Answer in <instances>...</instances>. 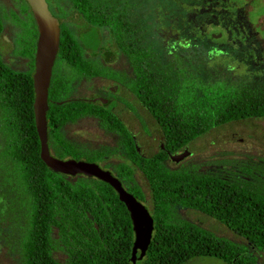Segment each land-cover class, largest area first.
Instances as JSON below:
<instances>
[{"label": "trees", "instance_id": "trees-1", "mask_svg": "<svg viewBox=\"0 0 264 264\" xmlns=\"http://www.w3.org/2000/svg\"><path fill=\"white\" fill-rule=\"evenodd\" d=\"M69 1L76 13L72 19L80 16L88 29H110L118 49L131 63L132 76H122L84 56L82 42L64 23H59L55 58L65 60L79 76L122 78L154 118L161 141L156 151L141 153L133 132L109 102L64 98L71 78L53 72L45 111L50 152L59 158L93 162L111 152L84 149L63 136L62 126L84 115L98 117L103 128L118 134L120 152L129 163H117L115 176L128 192L147 202L153 219L150 241L141 257L137 251L135 264H182L196 256L257 264L244 245L186 219L171 218L175 206L198 210L264 251V165L231 176L187 166L172 169L164 161L215 126L264 118V81L244 77L239 82L203 84L208 74L198 71L199 65L185 69L168 63L161 43L145 35L147 28L136 17L110 13L103 0L95 6L91 0ZM200 19L178 20L172 24L173 34L201 43L200 30L196 28L199 35L192 32ZM31 20L29 41L21 51L29 67L14 70L0 57V243L8 247L17 264H59L52 253L55 247L65 252L68 264H132V221L116 190L94 177L56 172L40 158L32 81L37 29ZM213 48L207 46L208 54H213ZM134 167L147 182L148 196L133 179Z\"/></svg>", "mask_w": 264, "mask_h": 264}, {"label": "rangeland", "instance_id": "rangeland-1", "mask_svg": "<svg viewBox=\"0 0 264 264\" xmlns=\"http://www.w3.org/2000/svg\"><path fill=\"white\" fill-rule=\"evenodd\" d=\"M64 7V12L59 16L71 32L82 42L84 56L93 58L101 66H106L113 71H117L123 76H132V66L129 59L118 49L116 43L110 37L106 27H99L96 30L88 29V25L80 18H71L73 9L69 0H56ZM13 0H0L1 13L6 18L0 32V57L14 70H26L29 67L28 59L21 51L26 46L29 38V31L25 22L19 21L16 15L9 16V7ZM15 23H17V25ZM144 27L147 28L148 38H153L159 42L163 56L168 63L178 64L180 67L190 69V65L196 67L203 74H208L203 80V84H217L218 82L234 81L239 82L246 77L248 80L264 81V48L257 50V55L261 59L253 57L254 49L250 48L248 41L249 34L242 33L236 27L234 18L229 15L224 18L215 17L204 25L205 33L203 40L209 41V46L216 48L220 57L208 59L206 63L205 52L198 61L191 62V57L187 45L180 52L171 51L170 40L167 42L158 39V33L154 32L157 18L145 16L142 18ZM156 22V24H155ZM235 25V26H234ZM177 29V28H176ZM196 32H195V31ZM192 32L199 35L194 29ZM90 47H86L83 41ZM188 45H194V40L188 38ZM201 51L199 54H201ZM177 55H176V54ZM245 58H244V57ZM251 56L253 57L251 59ZM251 63H248V59ZM106 59H109L106 61ZM112 61H111V60ZM186 59H190L186 61ZM230 59V60H227ZM216 60V61H215ZM224 60V61H223ZM233 60V61H232ZM243 60V62H242ZM111 61V63L109 62ZM213 62L218 64L213 65ZM53 72H61L71 78V88L64 96L71 98H92L104 97L117 98V104L113 105V110L125 122L133 132L137 146L141 153L150 154L158 149L161 141V132L152 115L146 107L139 101L136 95L125 82L116 81L109 76L96 75L83 77L75 74L68 65L55 58ZM210 74V75H209ZM205 76V75H204ZM201 80V78H199ZM115 87L112 94L108 93V87ZM113 101V102H112ZM63 136L84 149L107 148L111 152L98 160L100 167L110 170L113 175L117 172L115 165L119 162L129 163L121 154L119 149V136L117 133L108 131L100 123L96 116L84 115L75 121L65 123L61 128ZM57 157V156H56ZM164 164L168 168L187 166L197 172L225 173L231 176L244 175L246 169L256 165H264V118H249L240 121L227 122L215 126L206 133L196 137L182 150L171 155ZM74 180L76 176H70ZM134 181L141 186L146 196H148L147 182L142 173L134 167ZM147 203V202H146ZM145 202L143 204L147 207ZM186 219L211 232L215 235L229 239L246 247V252L252 256L257 264H264V251L248 243L243 237L237 235L227 228L223 223L215 218L198 210L175 206L172 213V221ZM52 237L56 238L55 230ZM53 256L59 264H68L66 254L58 247L53 250ZM0 264H17L8 247L0 243ZM182 264H229L223 259L214 256H196Z\"/></svg>", "mask_w": 264, "mask_h": 264}, {"label": "flooded vegetation", "instance_id": "flooded-vegetation-1", "mask_svg": "<svg viewBox=\"0 0 264 264\" xmlns=\"http://www.w3.org/2000/svg\"><path fill=\"white\" fill-rule=\"evenodd\" d=\"M91 1L93 2L94 6L97 4V0H91ZM104 1L106 3V6L110 10L109 11L110 13H113L115 15L136 17L138 22H140L142 26L144 23L142 19L143 17L152 16L154 18H157L156 22L158 23L159 26L156 25L154 27L155 28L154 30L155 32H158L159 38L162 37L163 42L164 41L167 42L170 40L169 43L171 46L170 48L171 51L179 50L180 52H183L181 51L182 48L185 47L184 45H187L188 46L187 48H189L190 50V53H188V57L192 58L191 62H194L197 58H200L202 54L205 52V56H204L206 58L205 64L208 63L207 61L210 58V56L211 57L213 56L212 58L214 59L218 58V60H220L221 55L220 56L218 55V52H216L217 51L216 48H213L214 50L213 54L211 55L208 54V51L206 50L207 46L210 45L208 39L202 40L201 43H196L192 45L191 48V45L187 44L186 38H181V36H179L178 34H173L172 24L178 22V20L181 21L186 18H201L200 19L201 24L199 25L197 23V26H195L194 29L197 28L198 30H200L201 38L203 39L204 35H206L204 29V25H206L205 24L206 22L213 20L212 18L215 17L224 18L226 16L231 15L234 18L235 25L240 30V32L249 34L248 41L250 43L249 44L250 48H253L255 50L253 55V57H255V60L262 58V56L257 55V50L264 48V0H103V2ZM46 2L49 11L52 13V15H54L58 19V25L59 23H64L62 20L66 19V16L64 18L59 17L61 13L64 12L63 5L60 2H57L56 0H46ZM8 12H9V16L16 15L19 21L25 22L26 24L25 29L29 31L32 28L31 17L33 16L31 9L25 0H13V3L10 4ZM70 13L71 14L75 13L74 7ZM76 17H80V16L76 15ZM4 20H6V18H4V16L2 15L0 8V26H1L0 32L2 31ZM11 20L13 21L12 18ZM15 24L17 25V23ZM99 27L101 28L105 26H93L94 30H96ZM106 28L108 29L110 37L115 42L114 38L111 35L110 29L108 27ZM167 33H169V35H167ZM202 49L204 52L201 51ZM200 51L201 54H199ZM253 57L251 56V59ZM189 60L190 59H186V61ZM111 61L109 62L111 63ZM196 61H198V59ZM60 62H64L66 65H68L65 60H60ZM248 63H251V60L248 61ZM52 73H53V69H52ZM120 79L118 80L114 79V80L119 82H124V80H120ZM114 88H116V86L108 87V93L112 94ZM112 95L115 96L114 94ZM117 98L120 97L115 96V99H113L114 102L112 101L113 102L112 106L117 104L116 101ZM84 99H91V100L93 99L94 101H100L102 103L108 101L110 103V101L112 100V98H104V97H92V98H84Z\"/></svg>", "mask_w": 264, "mask_h": 264}, {"label": "water", "instance_id": "water-1", "mask_svg": "<svg viewBox=\"0 0 264 264\" xmlns=\"http://www.w3.org/2000/svg\"><path fill=\"white\" fill-rule=\"evenodd\" d=\"M29 5L37 29L32 72L34 100L33 114L36 131L40 140L41 160L52 170L68 175L81 174L100 179L111 185L118 193L131 218L134 240L131 252L132 264L136 262L139 250L141 257L150 241L153 219L142 201L128 192L119 179L106 168L93 161L54 156L47 143L45 111L47 109L48 85L52 66L59 44L58 19L49 11L46 0H25Z\"/></svg>", "mask_w": 264, "mask_h": 264}]
</instances>
